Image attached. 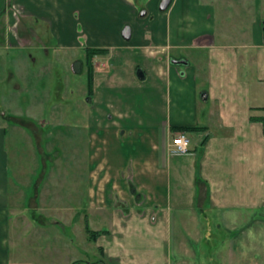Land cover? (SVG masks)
Segmentation results:
<instances>
[{
	"label": "crops",
	"instance_id": "0c3cea01",
	"mask_svg": "<svg viewBox=\"0 0 264 264\" xmlns=\"http://www.w3.org/2000/svg\"><path fill=\"white\" fill-rule=\"evenodd\" d=\"M159 2L150 1L139 15L134 0H0L1 47L13 40L12 30L24 36L22 25L31 41H40L24 48L46 55L52 48L105 49L91 60L84 126L68 121V108L61 119L54 110L50 120L45 105L27 108L47 136L51 123L85 134L73 143L74 152L68 144L57 147L63 195L39 187L43 168L31 175L18 158L16 180H29L18 208L10 196L5 126H20L0 108V264L8 263L16 211L51 210L58 203L59 211L90 217L107 212L106 227L90 226L106 232L84 245L101 264H170L176 223L212 214L251 226L264 211V0H171L164 11ZM126 25L129 39L121 35ZM13 90L19 97L29 93L18 84ZM49 93L41 98L50 100ZM53 99L67 103L61 92ZM189 126L201 127L187 132L190 150L171 154L177 127ZM50 162H43L46 169Z\"/></svg>",
	"mask_w": 264,
	"mask_h": 264
},
{
	"label": "rangeland",
	"instance_id": "374dc122",
	"mask_svg": "<svg viewBox=\"0 0 264 264\" xmlns=\"http://www.w3.org/2000/svg\"><path fill=\"white\" fill-rule=\"evenodd\" d=\"M150 1L152 0H134L139 8V15L145 12ZM7 11L11 15L15 11L17 15L16 9L11 10L10 3ZM13 17L15 23L22 21L19 13ZM0 22L5 25L3 15ZM20 27L23 30V38L17 37L12 30L13 40L5 39L4 46L0 45V108L3 112L11 113V124L16 123L20 126L18 130L12 128L14 127L12 125L5 126L7 127L5 144L12 182L10 196L16 198L19 209L22 208L24 198L22 190L26 188L29 180L25 177L19 182L16 180L18 158L20 165L24 167L29 165L28 171L31 175L34 172L37 175L43 168V172L46 173L45 179L38 178L41 184L39 187L42 188L43 185L52 196L58 193L64 194L58 186L61 182L59 166L54 163V159H57L58 145L66 147L68 144V150L74 152L73 143L78 144L80 141L78 138L84 137V132L77 124L82 126L85 124L83 112L88 97V65L85 60V50L69 51L52 48L46 55L40 49L24 48L33 45L34 42L36 45L40 44V41H37L39 36L36 37V41H31L26 28L22 25ZM78 31H81V27H78ZM75 62H79L77 72L72 70ZM11 73L14 76L10 77ZM15 84L29 93L17 96L13 90ZM58 92L67 97L66 104L53 99ZM45 93L50 94V100L41 98L47 96ZM31 97L35 99H29ZM32 102L40 107L45 105L46 119L49 118V114L53 115L54 110L55 118L61 119V112H65L68 108V121L71 120L79 127L53 126L51 123V136H47V132L42 131L39 123L26 115L27 108H33ZM35 143L37 148L33 150L29 144L35 146ZM44 143L45 148L42 146ZM29 159L34 160L35 164L29 163ZM47 160L51 162L47 163L49 167L46 169V164L43 162ZM13 182H18L19 186L17 193H14L15 196ZM50 198L58 199L57 196ZM71 198L70 203L74 204L75 197ZM96 214L90 217L85 211L79 213L59 211L58 203L51 210H21L11 213L7 264H87V261H91V264H101L98 262L99 256L95 255L94 251L84 249V245H89L90 242L86 226L89 228L107 226V212ZM218 216L209 214L207 218L201 216L199 222L193 223L186 219L185 225L183 222L176 223L170 264H264V211H259L256 217L253 216L251 226L250 223L245 226V222L233 217L226 220ZM66 221L68 226L64 225ZM88 222L89 224H86Z\"/></svg>",
	"mask_w": 264,
	"mask_h": 264
},
{
	"label": "trees",
	"instance_id": "16d2710c",
	"mask_svg": "<svg viewBox=\"0 0 264 264\" xmlns=\"http://www.w3.org/2000/svg\"><path fill=\"white\" fill-rule=\"evenodd\" d=\"M105 49H100V48H87L85 50V60H86V64L87 66V94L89 95L91 93L92 90V72H93V66H92V58L95 54L97 53H101L104 52ZM263 119V125H264V117ZM179 130L181 131H185V132H193V131H197L200 130L201 127H177ZM86 231L89 234V238L90 239H95V237L100 233V232H106L105 230L102 231H95L90 229L88 226H86Z\"/></svg>",
	"mask_w": 264,
	"mask_h": 264
},
{
	"label": "built area",
	"instance_id": "2783aa9c",
	"mask_svg": "<svg viewBox=\"0 0 264 264\" xmlns=\"http://www.w3.org/2000/svg\"><path fill=\"white\" fill-rule=\"evenodd\" d=\"M190 150V137L185 131H178L168 143L171 154H182Z\"/></svg>",
	"mask_w": 264,
	"mask_h": 264
},
{
	"label": "water",
	"instance_id": "95a60500",
	"mask_svg": "<svg viewBox=\"0 0 264 264\" xmlns=\"http://www.w3.org/2000/svg\"><path fill=\"white\" fill-rule=\"evenodd\" d=\"M171 0H160L159 2V10L164 11L168 8L169 4H170ZM121 35L124 39H129L130 37V27L128 25L124 26L122 31H121ZM72 70L74 72L79 71V62H75L72 65Z\"/></svg>",
	"mask_w": 264,
	"mask_h": 264
}]
</instances>
